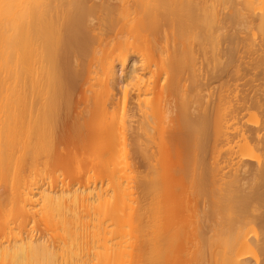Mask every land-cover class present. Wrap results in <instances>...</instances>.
<instances>
[{
  "label": "bare ground",
  "instance_id": "bare-ground-1",
  "mask_svg": "<svg viewBox=\"0 0 264 264\" xmlns=\"http://www.w3.org/2000/svg\"><path fill=\"white\" fill-rule=\"evenodd\" d=\"M0 190V264H250L264 0H0Z\"/></svg>",
  "mask_w": 264,
  "mask_h": 264
},
{
  "label": "rangeland",
  "instance_id": "rangeland-1",
  "mask_svg": "<svg viewBox=\"0 0 264 264\" xmlns=\"http://www.w3.org/2000/svg\"><path fill=\"white\" fill-rule=\"evenodd\" d=\"M224 7H225L224 4H217L216 8L218 11L221 12ZM129 118H130L129 114L127 113L125 116V119H124V123L122 124L123 126L121 127V130L123 128L122 133L127 138V143H128L125 147V149H126L125 156H126L127 161L129 162L132 174L138 175V174H142L144 172L145 164H144L143 160L141 158H139L138 156H136L133 152V147H132L130 140H131V137H133L135 134L134 133L135 124L132 123ZM71 148L72 147L70 145L68 147H67V145H63V146H60V147L55 149L56 161L58 163L60 162L62 164H65L67 162L63 167L61 166L62 168H64L63 173L60 169L61 167L58 168L60 172L57 171L58 170L57 167L59 165H61L60 163L56 168H53L51 164H49L45 167L44 166H41V167L44 170H46L47 174H49V173L51 174V173H54V171H57L58 172L57 175H61L60 173H62L65 175V177L70 178V176H71V178H72L73 176H75V174H76L75 172L79 168H81L82 165H81V163H72L70 161L72 151L71 150L69 151L68 149H71ZM208 162H209V159H208ZM60 178H62V177H60ZM132 185H133V187H135L136 193H138V190L136 189V182L133 181ZM263 201H264V198H263ZM260 209H262V208H260ZM263 212H264V210L262 211V213ZM257 213H259V208H258ZM260 216L261 217L264 216V213H263V215L260 214ZM245 228L249 229V231H248V233L250 234V235L248 234L249 242L252 244V247H253L252 256L249 257L251 260V261H249L250 264H264V247L261 246V244L259 243L262 239V236L264 235V227L259 223L258 220L255 219V220H251L248 224H246Z\"/></svg>",
  "mask_w": 264,
  "mask_h": 264
}]
</instances>
